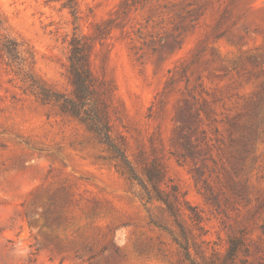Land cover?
I'll list each match as a JSON object with an SVG mask.
<instances>
[{
    "label": "rangeland",
    "instance_id": "374dc122",
    "mask_svg": "<svg viewBox=\"0 0 264 264\" xmlns=\"http://www.w3.org/2000/svg\"><path fill=\"white\" fill-rule=\"evenodd\" d=\"M0 264H264V0H0ZM86 47L111 137L80 118ZM149 191L153 192L150 187Z\"/></svg>",
    "mask_w": 264,
    "mask_h": 264
},
{
    "label": "trees",
    "instance_id": "16d2710c",
    "mask_svg": "<svg viewBox=\"0 0 264 264\" xmlns=\"http://www.w3.org/2000/svg\"><path fill=\"white\" fill-rule=\"evenodd\" d=\"M1 22L2 20L0 19V24ZM0 51L6 56L10 66L21 64L19 45L15 41L10 39H5L2 42L0 41ZM70 75L72 84L75 88L76 100L64 99L59 94H52L49 90L44 88L40 91L39 99L44 104L54 103L58 105L63 113L80 118L83 122L87 123L90 129L98 133L109 148L123 160L132 180L146 190L148 201L158 200L164 202L169 213L175 217L177 212L174 205L157 189V183L161 181L162 174L155 170H147L146 181L139 177L132 163L129 161L126 152L112 139L107 118L100 114L95 103H91L94 90L92 89L93 86L91 73L88 67L86 47L77 37H74L71 41ZM150 187L153 189V192L149 191ZM180 247L185 251L186 259L189 260L191 264H196L191 259L189 246L180 244Z\"/></svg>",
    "mask_w": 264,
    "mask_h": 264
}]
</instances>
